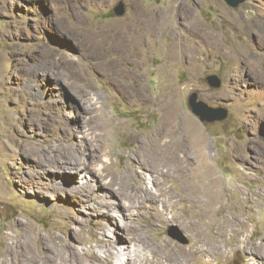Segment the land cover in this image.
I'll use <instances>...</instances> for the list:
<instances>
[{"label":"rangeland","instance_id":"374dc122","mask_svg":"<svg viewBox=\"0 0 264 264\" xmlns=\"http://www.w3.org/2000/svg\"><path fill=\"white\" fill-rule=\"evenodd\" d=\"M120 70L123 87L105 77L114 80ZM209 75L220 79L218 88L207 84ZM192 94L227 116L200 121L188 103ZM174 106L198 126L217 178L218 201L198 214L190 199L180 202L176 184L155 188L147 173L138 183L126 162ZM102 129L104 155L95 146L71 169L44 167L57 149L84 146L82 134L95 137ZM240 149L242 158L233 157ZM122 171L129 173L128 191ZM106 183L130 210L110 211L114 227L103 220L113 202ZM162 187L180 216L172 221L167 214L154 225L155 212L149 217L129 206L146 198L142 189L153 194ZM227 216L239 222L227 227ZM122 222L141 235L145 256L152 247L168 255L172 246L171 257L183 258L192 232L218 259L190 263L264 260V0H242L236 8L225 0H0V256L11 225L37 250L55 249L59 236L81 259L91 246L103 258L97 239L127 241ZM117 250L111 264L123 260Z\"/></svg>","mask_w":264,"mask_h":264},{"label":"bare ground","instance_id":"6f19581e","mask_svg":"<svg viewBox=\"0 0 264 264\" xmlns=\"http://www.w3.org/2000/svg\"><path fill=\"white\" fill-rule=\"evenodd\" d=\"M143 29L145 28L143 27ZM235 52H237V49ZM121 75L122 71L120 70V73H117L118 78L115 77L114 80H111L109 75H106L105 77L108 82L110 81L111 83H119V87H123L124 80ZM77 98L80 99L78 96ZM93 113H95V111ZM103 129L102 131H99L95 137L88 138L87 133L82 134L81 138L85 142L84 146L77 144L75 147L66 150L57 149L58 151L56 153V157L50 161H46L44 163V167L52 166L54 168L58 167L57 169L63 170L65 169L64 167H67L65 165L63 166V163H67V165H70L71 169L72 166L79 164V157L82 155V153L84 154L83 151L86 152L87 156H91L92 152L96 150L95 146L98 148L99 154L104 155V153H106L104 144L107 141L108 136L105 132L106 130L103 131ZM71 133L72 132L70 131L65 132L66 135ZM145 138L146 140L143 142L139 141L136 149L126 156V162L131 164L132 168L134 169V179H138V183L142 184L144 182L143 177L145 173H147L149 175V183L155 188L160 187L161 183L162 185L165 183H168L169 185L172 183L176 184V186L179 187L178 196L180 202L185 203L188 201V199H190V204H192L191 206L195 214H198V210L203 205H214L218 201L219 198L215 193L218 187L217 178L211 166L209 157L203 147L204 138L200 134L198 126L188 116H185L183 113H181L178 107L174 106L171 110H165L157 127H153ZM235 156L242 158V149H240V152L239 150L234 151L233 157ZM153 169H156L157 172L154 173ZM70 171L71 170H69V172ZM124 179H129V173L127 171H122L120 173L119 180L128 191L129 186L125 184ZM113 181L110 182L114 183ZM104 186L109 190V196L113 199V202L110 204L107 203V205H105L106 212L104 211V223H109V225L105 227H109L113 226L112 223H114L110 217V211L113 208L118 209L123 214H127L129 208H127L126 204L124 203L125 200L122 201V198L119 196L115 188L108 184ZM117 186L118 188L121 187L118 184ZM140 188H142V185H140ZM168 188L170 189V187ZM142 190L146 198L140 199L137 203L140 204L137 206L136 204L132 206L130 205V209H143L148 214V216L155 212V215L152 219V223L154 225L165 221L164 218L167 216V214L172 216L171 220H177L176 215H178V213L176 214L174 211V204L170 200L163 198L167 187H162L161 190L157 189L153 194L147 189ZM200 192L204 193V197L202 199H200V197L197 195ZM108 205H110V208ZM159 205L162 207L161 211H159ZM238 222L239 219L233 216H227L224 219V223L227 227H232ZM131 226L132 225L128 222L122 224V228L126 231V235H128L127 241L122 239L118 241V239H105L101 237L97 239V246L102 248L104 252L103 258L99 257L95 247L91 246L83 251V259H81L77 254V251L59 236L55 237L54 239L56 246L55 249H50L49 247L45 246L44 248L37 250L32 245L29 235L23 234L14 226L10 225L9 230L12 232L2 233L4 247L0 256V264H111L115 250L118 249L119 245L120 249L117 250V253H120L123 259L122 261L118 262L119 264H193L190 263L191 259L195 260L197 263L200 261V259H203L205 262H214L217 261L216 259H218L216 255L218 254V251H216L214 248H211L212 245L210 248L206 247L204 242L207 241L202 240L201 238L199 241H196V235L198 233H194L196 234L194 235L192 232L190 233V236L192 237L191 240L193 242L190 244L193 247L188 248L187 251L180 256L183 258L171 257L176 253V251L172 249V246H169L167 249V253H169L168 255H166L164 252H160L158 248L152 247L149 248V255L145 256L141 254V250L139 248V238L141 235L138 232H135ZM219 234L221 233L219 232ZM39 238L40 237L37 236L35 239L39 240ZM261 264H264V260L261 261Z\"/></svg>","mask_w":264,"mask_h":264},{"label":"water","instance_id":"95a60500","mask_svg":"<svg viewBox=\"0 0 264 264\" xmlns=\"http://www.w3.org/2000/svg\"><path fill=\"white\" fill-rule=\"evenodd\" d=\"M232 8H236L242 0H225ZM124 12L123 4L120 2L115 8V14L121 16ZM207 84L211 88H218L221 84L220 79L215 75L206 77ZM191 111L194 115L199 117L202 122H216L221 121L227 116V110L222 107H208L201 101H196V94H192L188 100Z\"/></svg>","mask_w":264,"mask_h":264}]
</instances>
